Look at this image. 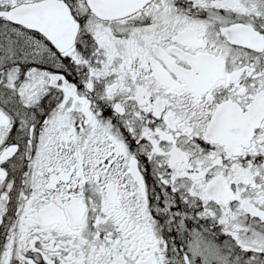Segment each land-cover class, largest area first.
Wrapping results in <instances>:
<instances>
[{
    "label": "snow or ice",
    "instance_id": "obj_1",
    "mask_svg": "<svg viewBox=\"0 0 264 264\" xmlns=\"http://www.w3.org/2000/svg\"><path fill=\"white\" fill-rule=\"evenodd\" d=\"M0 264H264V0H0Z\"/></svg>",
    "mask_w": 264,
    "mask_h": 264
}]
</instances>
